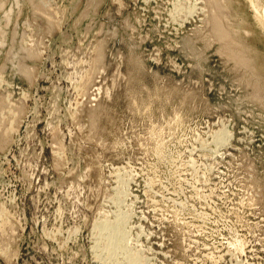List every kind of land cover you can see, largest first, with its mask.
<instances>
[{"label": "rangeland", "instance_id": "rangeland-1", "mask_svg": "<svg viewBox=\"0 0 264 264\" xmlns=\"http://www.w3.org/2000/svg\"><path fill=\"white\" fill-rule=\"evenodd\" d=\"M133 260L264 264V0H0V264Z\"/></svg>", "mask_w": 264, "mask_h": 264}, {"label": "bare ground", "instance_id": "bare-ground-1", "mask_svg": "<svg viewBox=\"0 0 264 264\" xmlns=\"http://www.w3.org/2000/svg\"><path fill=\"white\" fill-rule=\"evenodd\" d=\"M236 57H237V56H236ZM235 59H236V58H235ZM240 59H241V58H240ZM238 60H239V59H238ZM218 138H219V137H218ZM221 141H222V140H221ZM114 229H115V228H114ZM114 229H113V230L110 229V231H111L112 234H113L114 231H115ZM110 235H111V234H109V236H110ZM105 236H106V235H105ZM112 236H114V235H112ZM108 238H109V237H108ZM113 238H114V237H113ZM113 238H112V239H113ZM114 239H116V238H114ZM114 239H113V240H114ZM118 240H119V239H118ZM115 241H116V240H115ZM117 242H118V241H117ZM132 264H139V263L133 260Z\"/></svg>", "mask_w": 264, "mask_h": 264}]
</instances>
